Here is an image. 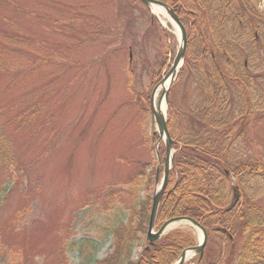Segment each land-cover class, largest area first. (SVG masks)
<instances>
[{"label":"rangeland","instance_id":"rangeland-1","mask_svg":"<svg viewBox=\"0 0 264 264\" xmlns=\"http://www.w3.org/2000/svg\"><path fill=\"white\" fill-rule=\"evenodd\" d=\"M161 21L138 0H0V131L23 168L19 175L5 166L0 172V180H15L0 202V264L11 258L14 264H67L63 237L80 240L98 226L113 227L123 212L118 204L106 209L109 194L135 177L139 199L152 202L157 139L150 97L155 92L164 105L160 82L179 49L175 27L168 20L167 32ZM21 38L25 45L15 46ZM237 43L247 67L256 47L244 36ZM257 62L264 64V55ZM166 87L177 112L203 99L200 82L184 66ZM245 121L243 151L264 160V112ZM176 228L191 230L199 242L191 225ZM99 243L96 256L103 257L111 240ZM194 257L185 264H195ZM68 258V264H86L70 248Z\"/></svg>","mask_w":264,"mask_h":264},{"label":"trees","instance_id":"trees-1","mask_svg":"<svg viewBox=\"0 0 264 264\" xmlns=\"http://www.w3.org/2000/svg\"><path fill=\"white\" fill-rule=\"evenodd\" d=\"M159 1L171 6L188 29L184 68L192 71L204 95L199 102L191 103L189 112H177L169 98L168 126L177 152L157 226L177 216L199 221L207 232L208 244L198 264H264V160L247 155L240 144L245 119L264 112V74L256 76L264 65L257 62L260 53L264 55V34L259 42L254 34L255 28L260 30L264 25V0ZM230 23L233 38L227 36ZM240 36L252 40L257 48L248 54L247 67L240 62ZM19 41L14 45H25V38ZM18 123L20 128L25 125V111ZM161 155L164 159V149ZM3 166L16 175L23 172L10 139L0 131V172ZM128 184L130 188L124 193L115 190L109 194L106 207L112 210L118 204L117 212L123 213H116L115 219L127 217L126 221L117 220L110 228L98 226L95 235L80 240L64 236L63 262L69 263L70 248L86 264H173L185 250L197 246L191 230L176 229L149 249L144 248L133 261L135 247L145 241L151 201L139 199V179ZM14 185L15 180L7 177L0 180V202L6 200ZM236 187L239 201L228 210ZM127 196L129 202H124L122 198ZM107 239L111 240V251L97 257L99 240ZM14 261L11 258L7 264Z\"/></svg>","mask_w":264,"mask_h":264},{"label":"water","instance_id":"water-1","mask_svg":"<svg viewBox=\"0 0 264 264\" xmlns=\"http://www.w3.org/2000/svg\"><path fill=\"white\" fill-rule=\"evenodd\" d=\"M148 8H151L152 6L156 5L159 6L167 11L168 16L171 18V20L174 22L176 27L179 30L180 33V49L174 59V62L172 64L171 70L169 71L168 75H171L179 68L181 65V62H183L186 49H187V42H188V36H187V31L181 22L179 16L177 13L171 8L169 5L166 3H163L158 0H141ZM166 77L161 81L160 84H163L164 80ZM163 96L166 97V103L168 102V89L165 88L163 90ZM151 111H152V116L153 120L155 121L157 128H158V133L160 136V141H164L165 147H166V158H165V164H164V175L163 179L161 182V185L156 188L155 193L153 195L152 199V208H151V213H150V219H149V224H148V230H147V240L149 243L152 245L154 244L157 240L161 239L166 231L173 225L177 223H188L196 227L201 235V240L200 243L197 247L188 249L186 250L178 259L176 264H184L186 255L188 253H193L195 255L199 256V260L203 257L204 255V249L205 245L207 242V235L204 230V228L200 225L199 222H197L195 219H192L190 217H173L169 220H167L158 230H155L156 226V219L159 211V207L161 204V200L163 197V194L167 188V182H168V176L169 172L173 167L174 163V157H175V150L173 148L174 145V140L171 137L169 128H168V123H167V115L165 111H163L162 106H161V101L159 104H156L155 101V92H153L151 96ZM156 154L158 158L160 159V152L158 145L156 147ZM160 168L161 164L159 163L158 169H157V176H156V182L158 181L159 178V173H160ZM235 203H233L231 206L233 207Z\"/></svg>","mask_w":264,"mask_h":264},{"label":"bare ground","instance_id":"bare-ground-1","mask_svg":"<svg viewBox=\"0 0 264 264\" xmlns=\"http://www.w3.org/2000/svg\"><path fill=\"white\" fill-rule=\"evenodd\" d=\"M152 11L156 14V16H158L160 18V20L163 21V23H165V24L167 23L168 17H167V11L165 9L154 5V6H152ZM169 81H170V77L165 81L164 86H167L169 84ZM163 108H165V107L163 106ZM178 225H179V223L175 224L171 228H174V227H176ZM163 256H165V255H162V257ZM192 258H193V254L192 253H188L186 255V261H190Z\"/></svg>","mask_w":264,"mask_h":264}]
</instances>
